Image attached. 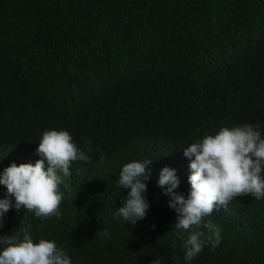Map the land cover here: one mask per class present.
<instances>
[{"label":"trees","instance_id":"obj_1","mask_svg":"<svg viewBox=\"0 0 264 264\" xmlns=\"http://www.w3.org/2000/svg\"><path fill=\"white\" fill-rule=\"evenodd\" d=\"M243 124L264 138V0H0V172L41 159L45 130H67L82 150L91 141V162L59 186V218L13 208L0 239L31 225L71 264H264V197L205 217L221 242L189 262L157 184L174 168L187 197L182 149ZM146 159L150 207L132 225L114 216L129 191L119 174Z\"/></svg>","mask_w":264,"mask_h":264},{"label":"clouds","instance_id":"obj_2","mask_svg":"<svg viewBox=\"0 0 264 264\" xmlns=\"http://www.w3.org/2000/svg\"><path fill=\"white\" fill-rule=\"evenodd\" d=\"M90 144L87 141L82 150L67 130H45L35 150L41 159L34 164L13 162L0 172V185L7 190L0 198V222L13 208L17 212H34L36 217L59 218L63 200L59 186L64 184L63 177L71 175L74 162H91L86 154L91 152ZM182 150L191 170L187 197L175 191L180 180L174 168L162 167L157 184L170 197L168 206L177 214L176 235L183 241L185 260L190 262L206 244L215 248L221 242L220 229L205 217L235 198L264 197V138L258 126L252 124L225 126ZM100 162H104L103 157ZM152 162L133 160L122 166L118 183L129 191L114 216L125 223L135 225L145 218L150 207L145 194ZM30 229L31 225H26L0 239L4 246L0 250V264H71V258L54 241L35 242Z\"/></svg>","mask_w":264,"mask_h":264}]
</instances>
